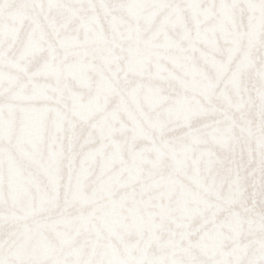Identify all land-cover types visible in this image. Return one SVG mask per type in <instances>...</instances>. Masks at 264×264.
Instances as JSON below:
<instances>
[{"label": "snow or ice", "instance_id": "obj_1", "mask_svg": "<svg viewBox=\"0 0 264 264\" xmlns=\"http://www.w3.org/2000/svg\"><path fill=\"white\" fill-rule=\"evenodd\" d=\"M0 264H264V0H0Z\"/></svg>", "mask_w": 264, "mask_h": 264}]
</instances>
